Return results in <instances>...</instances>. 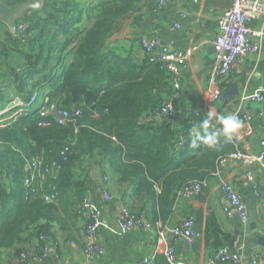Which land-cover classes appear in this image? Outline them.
Wrapping results in <instances>:
<instances>
[{"label": "trees", "instance_id": "trees-1", "mask_svg": "<svg viewBox=\"0 0 264 264\" xmlns=\"http://www.w3.org/2000/svg\"><path fill=\"white\" fill-rule=\"evenodd\" d=\"M3 1L12 8L27 0ZM87 1L46 0L43 10L31 13L36 22L30 20L25 38L13 42L6 30L11 39L7 47L0 46V66L13 81L16 96L28 102L38 91L43 97L41 107L31 110L32 114L0 129V199L5 201L1 211L12 215L0 225V250L25 236L40 241L53 237L49 225L38 222L44 215L56 220L65 203L80 211L92 182L85 172L90 161L107 160L122 195L130 193L132 212L146 213L155 225L169 219L184 185L205 180L218 160L235 149L233 140L223 138L215 149L190 147V129L206 112L187 114L183 130L174 126L175 115L161 123H143L172 96L170 75L159 63L150 62L142 45L145 60L138 64L111 38L121 22L140 11L147 0H92L86 10ZM16 96L0 93V100L12 102ZM51 105L81 116L66 125L57 124L54 116L40 118V109ZM42 121L48 126H40ZM183 139L187 142L179 148ZM35 158L44 159L43 166L57 162L58 167L47 174L43 189L31 194L24 186L29 175L25 176V167ZM3 173L14 179L9 191ZM52 195L54 202L46 203L45 198ZM70 219L66 214V221ZM40 245L49 246V240Z\"/></svg>", "mask_w": 264, "mask_h": 264}, {"label": "crops", "instance_id": "crops-1", "mask_svg": "<svg viewBox=\"0 0 264 264\" xmlns=\"http://www.w3.org/2000/svg\"><path fill=\"white\" fill-rule=\"evenodd\" d=\"M91 1L88 0L85 3L86 10ZM161 1L164 2V6L158 9ZM1 3L5 4L3 0H0ZM232 5L231 0H147L140 11L131 14L121 22L118 32L111 40L114 44H121L125 55H132L138 64L145 60L141 44H139L142 38L158 41L160 48L165 50L188 53L195 48L188 64L179 69L181 91L179 97L171 101L175 109L174 126L183 130L182 123L186 120L187 114L199 111L207 113L210 109L218 114L239 115L237 116L239 119L244 114L250 113L252 120L249 124L242 125L236 138L233 139L234 147L236 145L233 152L238 150L251 155H259L264 149L262 147L264 143V102L241 101L240 96L244 91L248 93L264 91V40L260 49L255 53H249L223 83V95L231 84H237L240 91L238 96L223 104L221 99L218 102H212L208 94L210 71L216 61L213 42L220 32L224 13L231 9ZM31 13L26 18L28 25L31 24L30 20L36 22V19L31 18ZM250 27L255 31H264V17L254 20ZM6 30L10 33L6 24L0 23V46L4 47L8 46L7 41L11 39ZM19 37L18 34L13 35L12 41H16ZM45 47L44 45L43 48ZM24 49L27 50V47ZM1 52L2 48H0ZM11 57L18 62V55L15 52L11 53ZM2 63L3 57L0 56V64ZM5 70L3 66H0V93H3L4 97L16 96L18 94L13 87V81L10 77L8 78ZM22 70L23 67L18 68L16 72ZM256 73L260 75L257 76ZM42 101V99L39 100L36 109L41 107ZM10 102L11 100H0V113L11 106ZM185 142H187L186 139L181 140L178 147L180 144L184 145ZM28 162L30 161H27L26 166ZM85 167V172L92 181L89 182L85 191L84 201L87 204V213L82 212L81 209L79 211L78 208L72 209L65 203L62 205L63 211H60L62 207L58 206L61 214H58L56 220L50 218L49 215H44L38 222L39 226L49 225L53 235L50 239L48 238L49 253L43 264H145L147 259H152V264H169L163 250L172 243V239L169 231L166 230L167 243L165 247L159 245L158 223L154 225L150 222L151 229L135 230L127 233L123 239L119 237L120 227L116 215L123 203L130 205L131 201L129 192L122 195L112 174L111 164L99 158L96 161H90ZM217 167L218 162L215 171L205 180L191 181L201 184L200 194L183 198L180 193L184 185L169 219L166 223L159 222L168 225L169 228L176 227L187 219H193L195 223V233L199 236L198 239L193 244L180 241L172 245L176 259L181 264H206L215 252L227 249L233 254H240L245 263L257 259V264H264V248L258 246L264 238V167L257 163L233 161L227 164L220 176L216 177L214 174ZM27 172L29 175L26 176ZM248 173L253 175L259 195H256L253 189ZM5 174L3 173L1 178L9 191L14 179L10 177L11 175ZM104 175L109 180L108 188L113 197L111 202H105L103 199L102 178ZM25 176L26 178L34 177L35 186L39 191L43 189L47 176L41 171L33 172L25 167ZM223 182L230 183L247 206L249 217L246 224L242 223L235 208L221 191L220 184ZM0 183L2 184V180ZM29 197L31 200L35 199L34 195ZM4 204V198H1L0 225L12 217L9 212L1 211ZM10 211L13 212L14 209ZM91 211L100 214L101 227L98 230L97 239L104 247L105 253L89 263L84 251L88 243L85 227L89 223L88 217ZM66 214L71 216L69 221H66ZM144 215L147 216L146 213ZM251 217L254 219L252 220ZM33 229L31 228L27 235H30ZM41 242L36 236H25L13 245L2 248L0 264H22L20 257L24 253L41 255L44 249V246L40 245Z\"/></svg>", "mask_w": 264, "mask_h": 264}, {"label": "built area", "instance_id": "built-area-1", "mask_svg": "<svg viewBox=\"0 0 264 264\" xmlns=\"http://www.w3.org/2000/svg\"><path fill=\"white\" fill-rule=\"evenodd\" d=\"M232 8L226 11L221 19V27L218 36L213 42V47L216 54L215 65L210 71L208 81V94L212 102H218L223 95V83L229 75L234 72L237 67L243 62V59L249 53H255L260 49L262 41L264 40V31H255L250 27V24L260 18L264 17V0H231ZM164 2H159L158 9H162ZM26 25L19 24L18 32L19 35L24 37V31ZM142 48L149 58L151 63H159L162 68L170 75L171 86L173 94L170 100H166L161 104L159 108L153 110L150 116H146L143 123L157 122L161 123L175 115V109L171 103L172 100L179 97L181 91V84L179 80V69L185 67L191 58L195 48L188 53L179 51L161 49L158 41L148 40L145 38L141 39ZM46 94V93H45ZM42 93L36 91L28 102H25L21 97H15L11 106L6 108L0 113V129L8 128L12 124L17 123L22 117L29 115L30 111L33 110ZM241 101H250L251 103H263L264 102V91L248 93L244 91L241 96ZM50 112H60L63 115V120L55 121L59 125H66L68 123H75L76 119L81 116L78 112L72 115L68 111H58L55 105H51L47 109H42L39 113L40 118L47 117ZM73 112V111H72ZM200 112V111H199ZM199 112H193L198 114ZM239 116V115H237ZM252 120L251 114L246 113L240 117L242 125H247ZM40 126H48L47 122H40ZM183 145L180 144L179 148ZM264 148V143L262 144ZM236 149V145H235ZM233 161H245L249 164H260L264 167V149L259 155H251L244 152H235L221 157L218 160L217 171L215 176H220L222 171L225 169L228 163ZM28 169L33 172L41 171L47 176L50 172L58 167L57 162H52L48 165L43 166L41 158H35L33 161L28 162ZM248 179L252 183L253 189L256 195H259V189L256 181L253 179V175L248 173ZM34 177L26 178L24 186L31 190V194L37 192V187L34 184ZM109 180L107 176L102 178V195L105 202H111L113 197L108 188ZM221 191L224 193L230 204L235 208L236 212L240 216L242 223L248 222V209L242 199L238 196L237 192L233 189L230 183L223 182L220 184ZM202 189L201 184L196 182H189L185 185L180 196L188 198L200 194ZM55 197L47 196L45 198L46 203H53ZM82 212L87 213V204L85 201L80 207ZM228 213V209L225 210ZM100 214L96 211H91L89 215V223L85 227V235L88 238L87 247L84 251L89 263H92L94 259L99 255H104L105 250L102 244L97 239L98 230L101 227ZM116 220L120 227L119 237L123 239L127 233L135 230L151 229L152 224L148 220L144 213L136 215L132 212L129 204H122L116 215ZM158 243L165 247L166 230L172 239V243L168 244L163 250V254L169 264H181L177 261L175 251L172 245L185 241L189 244H193L197 239L198 235L195 233V223L193 219H187L181 222L176 227L169 228L168 225L158 223ZM44 242L48 241L47 237H42ZM49 247L44 246L41 255L37 254H22L20 261L22 264H43L48 258ZM258 260L254 259L250 263H245L240 254H233L227 249H221L215 252L207 261L206 264H257ZM145 264H152V259L145 260Z\"/></svg>", "mask_w": 264, "mask_h": 264}, {"label": "clouds", "instance_id": "clouds-1", "mask_svg": "<svg viewBox=\"0 0 264 264\" xmlns=\"http://www.w3.org/2000/svg\"><path fill=\"white\" fill-rule=\"evenodd\" d=\"M256 75L259 76L260 74L256 73ZM41 99H43L42 95L39 100ZM12 102L10 104H12ZM41 110L42 109H40V111ZM49 115L54 116L53 114ZM241 127L242 122L235 114H218L210 109L208 110L205 118L199 121L197 124L193 125L190 129V147L196 149L200 145H204L209 149H215L219 145L221 138H223V140H225L226 142H231L234 138H236Z\"/></svg>", "mask_w": 264, "mask_h": 264}, {"label": "water", "instance_id": "water-1", "mask_svg": "<svg viewBox=\"0 0 264 264\" xmlns=\"http://www.w3.org/2000/svg\"><path fill=\"white\" fill-rule=\"evenodd\" d=\"M45 6V0H28L16 6L13 9L7 8L5 4H0V23L6 24L12 35L17 34L18 23L25 18V15L31 11H41ZM214 49V47H213ZM240 91L237 84H231L230 88L221 97V102L227 103L235 96H238ZM57 120H63V115L60 112H51ZM93 177H95L93 175ZM121 197V196H120ZM253 220L254 217H251ZM259 247L264 248V238L258 243Z\"/></svg>", "mask_w": 264, "mask_h": 264}, {"label": "flooded vegetation", "instance_id": "flooded-vegetation-1", "mask_svg": "<svg viewBox=\"0 0 264 264\" xmlns=\"http://www.w3.org/2000/svg\"><path fill=\"white\" fill-rule=\"evenodd\" d=\"M31 12H33V11H31ZM30 14V12L28 13V14H26L25 15V18L23 19V20H21L19 23H18V27H19V24H24V25H26V29H25V31H24V36H26V32H27V30H28V28H29V25H28V22H26V18H27V15H29ZM17 34L19 35V32H18V30H17ZM20 36V35H19ZM20 37H22V36H20ZM24 38V37H23Z\"/></svg>", "mask_w": 264, "mask_h": 264}, {"label": "rangeland", "instance_id": "rangeland-1", "mask_svg": "<svg viewBox=\"0 0 264 264\" xmlns=\"http://www.w3.org/2000/svg\"><path fill=\"white\" fill-rule=\"evenodd\" d=\"M46 101H47V99H46ZM25 117V116H24ZM40 117V116H39Z\"/></svg>", "mask_w": 264, "mask_h": 264}]
</instances>
